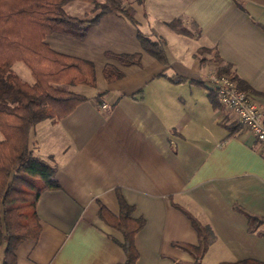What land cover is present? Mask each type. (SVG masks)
Masks as SVG:
<instances>
[{
    "label": "crops",
    "instance_id": "1",
    "mask_svg": "<svg viewBox=\"0 0 264 264\" xmlns=\"http://www.w3.org/2000/svg\"><path fill=\"white\" fill-rule=\"evenodd\" d=\"M124 2L143 33L165 42L168 62L144 51L136 27L115 13L83 42L47 37L53 50L92 61L97 86L71 114L31 133L59 188L40 196L41 235L20 244L18 264H125L123 234L99 216L101 206L119 215L122 202L143 222L136 264H195L194 222L212 234L199 264L264 263V224L248 226L249 215L264 219V146L214 106L208 84L229 66L264 113V0ZM175 20L188 34L168 26ZM106 52L141 53V65ZM107 64L123 77L107 82Z\"/></svg>",
    "mask_w": 264,
    "mask_h": 264
},
{
    "label": "trees",
    "instance_id": "2",
    "mask_svg": "<svg viewBox=\"0 0 264 264\" xmlns=\"http://www.w3.org/2000/svg\"><path fill=\"white\" fill-rule=\"evenodd\" d=\"M143 0H139L141 4ZM92 5L93 17L70 14L67 7L74 3ZM124 0H0V244L6 245L3 264H18L17 249L25 241H37L41 235L37 204L42 193L57 190L56 169L49 162L34 154L31 133L45 120H58L71 114L89 98L73 88H95V65L71 55L57 52L46 41L52 34H59L83 42L100 19L115 13L129 20L137 29V36L144 51L163 64H167L165 42L143 33L140 23L130 12ZM86 15V14H85ZM168 26L181 34H188L179 20ZM108 60L122 66L141 65L142 54H115L106 52ZM24 63L33 77L25 82L14 71L16 63ZM219 74H227L240 87L242 82L229 66ZM104 77L111 83L123 77L116 66L107 64ZM183 82V79L175 80ZM212 103L221 107L214 94ZM237 126L240 128V124ZM35 144V143H34ZM99 216L110 227L124 236L122 248L125 264H136L139 252L136 235L143 222L132 217V208L121 203L119 215L101 206ZM264 219L249 215L250 231H256ZM200 235V245L189 251L199 264L206 254L211 233L209 228L194 222ZM232 264H264L257 260H244Z\"/></svg>",
    "mask_w": 264,
    "mask_h": 264
},
{
    "label": "built area",
    "instance_id": "3",
    "mask_svg": "<svg viewBox=\"0 0 264 264\" xmlns=\"http://www.w3.org/2000/svg\"><path fill=\"white\" fill-rule=\"evenodd\" d=\"M208 84L221 107L232 112L241 128L264 146V113L255 98L249 92L240 89L236 82L225 74H211L208 77Z\"/></svg>",
    "mask_w": 264,
    "mask_h": 264
},
{
    "label": "rangeland",
    "instance_id": "4",
    "mask_svg": "<svg viewBox=\"0 0 264 264\" xmlns=\"http://www.w3.org/2000/svg\"><path fill=\"white\" fill-rule=\"evenodd\" d=\"M92 9H93L92 5H88L86 3H79V2H74L67 7V10L70 14H73V15H76L79 17L85 16L87 18H91V17H93V15H95L94 12L93 13L91 12ZM127 9L130 12H133L132 8L128 7ZM214 58H216V57H214ZM13 69L22 78L23 81L29 82V83L33 82V77L30 73V70L28 69V67L24 63H21V62L16 63L14 65ZM73 89L75 91H77L79 93H83V94H92V92L94 91L93 88L84 87V86H78V87H75ZM2 138L3 137L0 134V140Z\"/></svg>",
    "mask_w": 264,
    "mask_h": 264
}]
</instances>
